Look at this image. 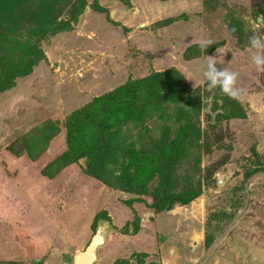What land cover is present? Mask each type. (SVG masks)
I'll list each match as a JSON object with an SVG mask.
<instances>
[{
	"label": "rangeland",
	"instance_id": "1",
	"mask_svg": "<svg viewBox=\"0 0 264 264\" xmlns=\"http://www.w3.org/2000/svg\"><path fill=\"white\" fill-rule=\"evenodd\" d=\"M80 3L73 28L50 34ZM2 4L0 79L13 84L0 90V264H72L103 222L95 264H264V71L249 46L253 34L264 42V0ZM202 39L213 44L201 49ZM208 56L237 73L238 98L208 87ZM166 71L171 100L105 134L113 142L94 173L85 156L64 163L72 112ZM187 116L195 125L168 176L172 192L199 194L156 211L158 179L134 192L115 177L129 150L157 149Z\"/></svg>",
	"mask_w": 264,
	"mask_h": 264
},
{
	"label": "trees",
	"instance_id": "2",
	"mask_svg": "<svg viewBox=\"0 0 264 264\" xmlns=\"http://www.w3.org/2000/svg\"><path fill=\"white\" fill-rule=\"evenodd\" d=\"M2 1L4 0H0V13L6 11ZM121 1L127 2V0ZM83 7L84 3H80L72 8L70 20L64 26H61L60 23L50 26V34L60 30L72 29L79 15L83 12ZM11 74L16 75V73ZM173 76L175 77L173 71L155 73L151 77L132 82L133 84L129 85L128 90L124 93L115 90L100 95L94 98L90 105L72 112L67 118L66 143L68 150L63 153L64 163H67V160L71 159L72 156L74 158L85 156V166L82 165L83 172L86 174L94 173L102 154L106 150L110 151V144L106 143L113 142V134L109 138L110 141L107 139V142L102 140L103 136L112 131L117 134L128 121L141 120L148 116V112L155 109L158 97L161 99V105L165 101L171 100L170 95L174 92L170 86L174 82ZM6 81L0 79V90H5L13 84L12 76L10 75ZM184 119L181 130L176 137L172 140L166 139V142L160 143L157 149L129 150L124 156L120 173L115 177L117 182L125 181L122 182L123 190L134 192L145 191L146 186L152 180L158 179L159 184L155 189L156 201L153 203L156 211L170 209L172 202L187 203L199 194L198 190L193 192L186 190L185 194L184 192L174 193L171 191L173 181L168 175L172 173L176 160L184 153L181 141L183 142V139L189 136L188 133L192 132L195 125V119L188 116ZM87 127L94 130L91 136L94 147L87 145L85 138ZM211 216L215 218L217 214L212 213ZM122 232L126 233L127 229H123Z\"/></svg>",
	"mask_w": 264,
	"mask_h": 264
},
{
	"label": "clouds",
	"instance_id": "3",
	"mask_svg": "<svg viewBox=\"0 0 264 264\" xmlns=\"http://www.w3.org/2000/svg\"><path fill=\"white\" fill-rule=\"evenodd\" d=\"M213 42L210 39H202L199 42L201 49H207ZM249 46L251 49H255V53L252 56V63L256 66L257 71H264V42L256 34H253L249 38ZM217 60L208 56L205 65L202 67L201 72L206 79L208 87L214 88L219 85V89L231 98H238L242 90L235 86L237 73L235 71H229L225 68L218 69L216 67Z\"/></svg>",
	"mask_w": 264,
	"mask_h": 264
},
{
	"label": "water",
	"instance_id": "4",
	"mask_svg": "<svg viewBox=\"0 0 264 264\" xmlns=\"http://www.w3.org/2000/svg\"><path fill=\"white\" fill-rule=\"evenodd\" d=\"M107 226L106 222L97 224L95 233L89 243L82 251L74 255L72 264H95L98 258V249L103 246L107 238Z\"/></svg>",
	"mask_w": 264,
	"mask_h": 264
}]
</instances>
